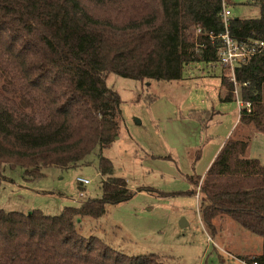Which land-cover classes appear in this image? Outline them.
I'll use <instances>...</instances> for the list:
<instances>
[{"label": "trees", "instance_id": "16d2710c", "mask_svg": "<svg viewBox=\"0 0 264 264\" xmlns=\"http://www.w3.org/2000/svg\"><path fill=\"white\" fill-rule=\"evenodd\" d=\"M241 4L258 7L260 15H231L230 34L264 40V0ZM223 7L224 0H0V165L39 178L45 168L76 166L112 145L121 98L108 75L172 80L191 62L219 63L220 43L211 35L224 31ZM223 71L221 99L236 100ZM235 76L251 105L239 108L237 125L206 172L188 179L205 231L214 238L222 221L237 222L263 238L261 253L241 258L264 264V164L248 156L252 134L264 133V48L236 66ZM190 114L205 123L212 111ZM98 162L101 197L58 214L0 210V264H164L156 253L128 254L80 231L84 217L99 218L108 204L133 196L128 181L112 174L109 157L101 154Z\"/></svg>", "mask_w": 264, "mask_h": 264}, {"label": "rangeland", "instance_id": "374dc122", "mask_svg": "<svg viewBox=\"0 0 264 264\" xmlns=\"http://www.w3.org/2000/svg\"><path fill=\"white\" fill-rule=\"evenodd\" d=\"M245 1L224 3L233 17H258L259 8L241 4ZM225 69L219 63L194 61L182 78L172 80L141 81L110 73L107 85L121 98L114 143L96 148L76 166L45 168L39 178H26L22 169L0 165V210L40 208L58 214L66 205L101 197L98 161L103 154L113 162L112 174L128 181L133 196L108 204L99 218L84 217L78 222L83 234L97 235L128 254L156 253L164 264H242L230 254L261 253L263 238L231 219L222 221L223 230L214 238L205 231L198 194L188 179L206 172L239 116L236 100L221 99L226 91L221 84ZM202 109L212 111L205 123L190 114ZM248 156L264 164V133L252 134ZM77 177L90 183L82 186ZM146 187L172 194L140 190Z\"/></svg>", "mask_w": 264, "mask_h": 264}, {"label": "built area", "instance_id": "2783aa9c", "mask_svg": "<svg viewBox=\"0 0 264 264\" xmlns=\"http://www.w3.org/2000/svg\"><path fill=\"white\" fill-rule=\"evenodd\" d=\"M232 15L231 10L224 3L222 18L224 23V31L217 36L211 35L212 38H216L219 43V64L229 72V79L235 85L236 101L239 108L243 105L250 107V102L244 103L240 95V84H238L235 76L236 66L245 63L250 60L251 57L256 55L262 48H264V40L258 41H240L234 38L229 32V17ZM200 32V29L198 30ZM247 83H244V85ZM77 181L81 185L90 183V180L84 177H77ZM81 195L83 192L80 193ZM251 264H260L259 260H254Z\"/></svg>", "mask_w": 264, "mask_h": 264}, {"label": "crops", "instance_id": "0c3cea01", "mask_svg": "<svg viewBox=\"0 0 264 264\" xmlns=\"http://www.w3.org/2000/svg\"><path fill=\"white\" fill-rule=\"evenodd\" d=\"M222 90H223V87H222ZM238 120H239V116H238L236 122L234 123L232 129L235 128V126H236L237 123H238ZM232 131H233V130H232ZM227 138H228V137H227ZM227 138H226V139H227ZM223 143H224V142H223ZM223 143L220 145L219 150H220L221 146L223 145ZM82 186H85V185H82ZM201 223H202V222H201ZM202 225H203V224H202ZM255 254H259V253L248 250V251H242V252H241L240 254H238L237 256H236V255H233V254H230V256H232L233 258L237 259V260H238L239 262H241L242 264H251V263H247V262H246L244 259H242L241 257H242V256H248V255H255Z\"/></svg>", "mask_w": 264, "mask_h": 264}]
</instances>
